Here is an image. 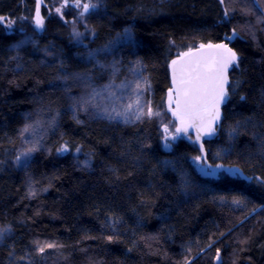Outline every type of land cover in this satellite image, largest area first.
Instances as JSON below:
<instances>
[{"label": "trees", "instance_id": "1", "mask_svg": "<svg viewBox=\"0 0 264 264\" xmlns=\"http://www.w3.org/2000/svg\"><path fill=\"white\" fill-rule=\"evenodd\" d=\"M256 1L264 8V0ZM253 4L103 0L87 22L98 46L126 28L132 31L134 53L127 49L126 54L142 62L148 99L160 112L169 88L168 63L177 52L219 42L236 28L238 37L230 43L240 56L239 67L230 71L235 91L230 89L217 135L206 140L205 149L210 163L213 153L229 149L230 155L215 162L264 179V26ZM33 8L34 0H0V17L17 18ZM225 9L229 16L222 23ZM17 40L0 26V225L12 227L0 245V264H185L198 253L195 264H264V185L227 175L201 177L190 163L198 146L179 140L165 153L155 118L136 125L99 119L77 123L55 90L56 69L40 53H21L24 64L18 68L10 50ZM47 48L72 63L76 48L56 19H47L38 38L37 49ZM38 104L56 107L58 118L44 139L47 151L36 152L26 169L35 186L45 189L30 198L13 161L24 116ZM232 128L237 132L230 138ZM65 141L71 151L57 155ZM77 145L91 155L89 170L74 163ZM182 176L191 184L187 196L180 189ZM240 195L246 198L243 207L231 202ZM33 241L57 247L37 253Z\"/></svg>", "mask_w": 264, "mask_h": 264}, {"label": "snow or ice", "instance_id": "2", "mask_svg": "<svg viewBox=\"0 0 264 264\" xmlns=\"http://www.w3.org/2000/svg\"><path fill=\"white\" fill-rule=\"evenodd\" d=\"M220 4H224V0H219ZM42 0L35 2V15L33 17L34 26L37 30L44 28V17L41 15ZM73 7L77 10V19L83 21L88 15L97 12L101 6V0L95 3L82 2V0H62L60 6L55 7V13L64 19L62 9ZM229 13L224 10V18L221 21L226 23ZM0 22H5L4 17H0ZM14 21H7L6 26L11 28ZM85 31L79 32L73 27L72 36L78 45L85 47L87 50L85 62L91 64L93 68L108 73V80L102 85H96L91 74V70L85 72H76L58 76L57 79L67 81L72 79L79 81L83 86V91L79 96L70 97L72 103L70 110L73 113V119L77 123H83L79 119L80 113L88 115L92 119L107 120L109 122L123 123L125 125L142 124L151 121L154 118L159 119L160 138L164 142L166 149H171L175 141L180 138H187L191 143L198 146V155L190 157L191 162L196 166L198 172L205 177L219 178L221 175H227L232 179H240L247 182L256 181L258 184L264 185V179L258 176H248L236 165H225L224 163H216V160L223 161L230 155L229 149H220L213 153V162H209V154L205 149L206 138L211 139L217 135V130L222 119V106H224L231 98L230 89L235 91V87L229 80V70L239 67V53L230 47V43L238 37L236 28L231 29V35L225 34L219 42H202L197 46H189L184 51L177 52L175 58L171 59L168 68L171 73V86L167 90V113H170L171 119L164 122L160 111L154 110L151 100L146 98V93L150 92V84L144 76L143 64L137 58L130 61L127 67V74L123 79H119L122 67V60L115 58L117 50L128 46L133 47L136 44L135 36L132 31L126 28L123 32L109 40L104 46L97 49L88 48L84 44V38L87 33H91L95 37V30L89 29L87 24L84 25ZM32 42L31 38L19 41L14 47L21 48L25 43ZM47 51V50H46ZM112 55L111 62H104L99 59L101 55ZM62 66V65H61ZM238 83V82H237ZM244 97L241 96V100ZM26 122L20 129V136L23 144L22 150L17 151L14 164L18 167L27 168L33 153L41 151L43 148L42 141L48 129L56 126V117H52L47 121L37 119ZM43 130V131H41ZM237 129L232 128L229 131V137L236 134ZM194 134V138H193ZM143 148H151V144L143 143ZM50 151V150H49ZM71 151L69 144L65 141L57 149V155H63ZM80 146H76L75 152L79 154ZM124 153H121L123 155ZM90 159L83 161V166H90ZM165 163H168L165 161ZM29 195H35L30 190ZM224 202L225 198H219ZM232 204L237 207L246 205V198L243 195L233 196ZM257 209L253 208L252 212ZM119 217L112 221L114 226L118 222ZM12 233V227H0V243L5 242ZM108 241L114 239L113 236L107 237ZM35 245L34 251L44 253L46 248H55V243H44L33 241ZM212 243L207 245L211 249ZM190 252L191 249L189 248ZM201 252L204 249L200 250ZM13 252H9V256H13ZM199 258V253L191 260L185 259V264H195V260ZM20 259H23L21 257ZM217 262L220 261V249H216Z\"/></svg>", "mask_w": 264, "mask_h": 264}, {"label": "rangeland", "instance_id": "3", "mask_svg": "<svg viewBox=\"0 0 264 264\" xmlns=\"http://www.w3.org/2000/svg\"><path fill=\"white\" fill-rule=\"evenodd\" d=\"M102 1L103 0H101V2ZM35 2H36V0H34L33 11H31V12L28 11V12L24 13L22 16H19L17 18L4 17L5 22H0V26L7 33H12V34H15L17 36L18 40L14 45H16L19 41L27 40L28 38H31V41H34V43H32V42L25 43L19 49H16L13 45L10 48V50H11V52H13L14 61L16 62L18 68H21L24 64V62H23L24 56L23 55L21 56V53L26 52V53L33 54V55L35 54V52L40 53L42 55V58L44 59V63L47 64L48 66H53L56 69L55 74H56L57 84L55 86V90L59 91L62 94V103H64L68 107V110L73 117V113L70 110V105L72 103L70 97L79 96L83 91V86L80 84L79 81H74L72 79H69L67 81H62V80L57 79V77L61 76V75H65V74H72V73H76V72H85V71L91 70V74L93 76V80H94V83L96 85H102V84L106 83L108 80V73L107 72H101V70L93 68V66L91 64H88L85 62V55H86V52L88 49H86L85 47H83L81 45H78L72 36L73 27H75L77 29V31H79V32L85 31V28H84L85 24H87L89 29H93L87 22V18L92 14L88 15L85 20L79 21L77 19V15H78L77 10L75 8L69 6V7L62 9L63 14H64V19L61 20L60 17L55 13V7L60 6V4L62 3V0H42L41 15L44 17L45 23H46L47 19H56L67 30L68 35L71 39V44L74 46V48H76V51L74 52L73 57H72L73 61H72V63L69 64V63H67V61L64 62L63 60H60L59 55L57 53H55L50 48H47L44 50L37 49L38 38L43 35L44 28L42 30L35 29L34 21H33V17L35 15ZM82 2L95 3L96 0H82ZM71 3H72V0H69V4H71ZM253 3H254L253 5L255 6V8L257 9V13H258L257 15H259V18L262 19L261 23L264 26V8H263V5L261 4V6H259L260 4L256 0H253ZM7 21H14L11 28H8L6 26ZM44 26H45V24H44ZM95 37H96V32H95ZM95 37L93 38L91 33H87L85 35V38H84V44H86L88 46V48H91V49L101 48L102 46L105 45V44L100 45V46L94 45ZM127 49L131 50V52L134 53V47H128V46H125V47L117 50V52L115 53V58L118 60H122V67H121V73H120L119 79H123V77L127 74V67L129 66V62L136 60L132 54H131V58H128V56L126 54ZM99 59H101V61H104V62H111L113 59V56L112 55L105 56L102 54L99 57ZM149 93L150 92L146 93L147 99H148ZM29 114H30L29 121H35L37 119L47 121V120L51 119L52 117H56V121H57V118H58L57 108L48 106L46 104H38L37 107L32 112L26 114L24 116V123L26 122L25 118L29 117ZM161 114H162V118H163L164 122H167L169 119H171V117L167 116V114L164 110L161 112ZM79 119L81 121H83V120H95V119L90 118L88 115H86L84 113H80ZM157 120L160 123V120L159 119H157ZM104 121H107V120H104ZM107 122H109V121H107ZM24 123H23V125H24ZM112 123H117V122H112ZM120 124H123V123H120ZM23 125H22V127H23ZM123 125H125V124H123ZM53 129L54 128L47 130V133L44 136V139L53 132ZM41 131H43V130H41ZM193 138H194V134H193ZM19 139H20V149L19 150H22V148L27 147V145L23 144V140L20 136V131H19ZM44 139L42 141V144H43L42 150L47 151V149L44 145ZM179 140H185L186 142L193 144L187 138L182 137V138L178 139L177 141H175L173 143V145L176 142H178ZM206 140H209V139L206 138ZM162 145L164 146L163 141H162ZM171 150H172V148L170 149V151ZM35 153H33V155ZM33 155H32V157H33ZM89 156L91 157V155L89 153L83 152L82 150L80 151L79 154L74 152L73 153V159H74V163H75L76 167L79 169L89 170L91 168V165H92L91 159H90V166H88V167L83 166V161L88 159ZM32 157H31V159H32ZM31 159H30V161H31ZM190 163L193 166L196 173L199 174L201 177L208 178V179H216V178H212V177L202 176L198 172L196 166L191 162V160H190ZM15 167L18 170L22 171L24 174V188H25V191H26V194L28 197L32 198V197H35L36 195H38L40 193L45 192V189H38L35 186V184L32 181V178L26 172L27 168L18 167L16 165H15ZM190 186H191V184L189 183L188 178L186 176H182L180 178V189H181V192L184 194V196H187L190 193ZM30 190L32 192H34L35 195H29ZM0 227H6V225H0ZM3 243H0V245Z\"/></svg>", "mask_w": 264, "mask_h": 264}, {"label": "water", "instance_id": "4", "mask_svg": "<svg viewBox=\"0 0 264 264\" xmlns=\"http://www.w3.org/2000/svg\"><path fill=\"white\" fill-rule=\"evenodd\" d=\"M169 64V63H168ZM232 69V68H231ZM231 69L229 70V80H230V71ZM168 74H169V87L171 86V73H170V69L168 68ZM166 100H167V91L165 92V99H164V108H165V112L167 113V105H166ZM167 115L169 117H171L170 113H167ZM162 150L165 152V153H168L170 151V149H166L164 146L162 147Z\"/></svg>", "mask_w": 264, "mask_h": 264}]
</instances>
